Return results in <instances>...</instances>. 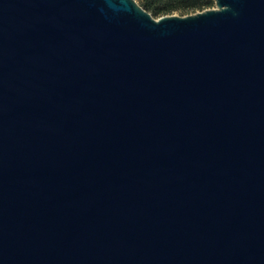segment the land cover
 Instances as JSON below:
<instances>
[{
  "label": "water",
  "instance_id": "water-1",
  "mask_svg": "<svg viewBox=\"0 0 264 264\" xmlns=\"http://www.w3.org/2000/svg\"><path fill=\"white\" fill-rule=\"evenodd\" d=\"M0 0V264H264V0Z\"/></svg>",
  "mask_w": 264,
  "mask_h": 264
},
{
  "label": "trees",
  "instance_id": "trees-1",
  "mask_svg": "<svg viewBox=\"0 0 264 264\" xmlns=\"http://www.w3.org/2000/svg\"><path fill=\"white\" fill-rule=\"evenodd\" d=\"M154 17L173 13L186 15L215 6V0H138Z\"/></svg>",
  "mask_w": 264,
  "mask_h": 264
},
{
  "label": "rangeland",
  "instance_id": "rangeland-1",
  "mask_svg": "<svg viewBox=\"0 0 264 264\" xmlns=\"http://www.w3.org/2000/svg\"><path fill=\"white\" fill-rule=\"evenodd\" d=\"M215 6H216V3H215ZM215 6H213V7H215ZM212 8V7H211ZM195 13V12H194ZM173 14H180V13H178V12H176V13H173ZM188 14H192V13H188ZM187 15V14H186Z\"/></svg>",
  "mask_w": 264,
  "mask_h": 264
}]
</instances>
